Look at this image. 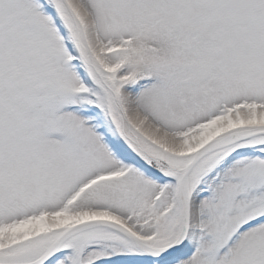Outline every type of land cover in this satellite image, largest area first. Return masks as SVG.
<instances>
[{
    "label": "snow or ice",
    "instance_id": "1",
    "mask_svg": "<svg viewBox=\"0 0 264 264\" xmlns=\"http://www.w3.org/2000/svg\"><path fill=\"white\" fill-rule=\"evenodd\" d=\"M0 264H264V0H0Z\"/></svg>",
    "mask_w": 264,
    "mask_h": 264
}]
</instances>
